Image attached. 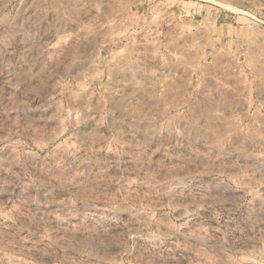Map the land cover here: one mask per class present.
I'll return each instance as SVG.
<instances>
[{
    "label": "rangeland",
    "instance_id": "rangeland-1",
    "mask_svg": "<svg viewBox=\"0 0 264 264\" xmlns=\"http://www.w3.org/2000/svg\"><path fill=\"white\" fill-rule=\"evenodd\" d=\"M0 264H264V0H0Z\"/></svg>",
    "mask_w": 264,
    "mask_h": 264
}]
</instances>
